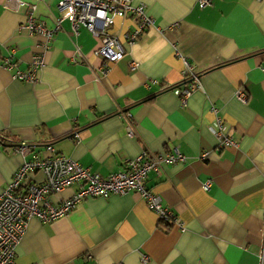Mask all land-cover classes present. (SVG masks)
<instances>
[{
  "label": "crops",
  "instance_id": "obj_1",
  "mask_svg": "<svg viewBox=\"0 0 264 264\" xmlns=\"http://www.w3.org/2000/svg\"><path fill=\"white\" fill-rule=\"evenodd\" d=\"M5 1L0 0V194L25 161L14 153L22 142L34 153L51 145L103 178L146 152L179 149L186 157L147 180L184 231L164 225L138 194L90 198L56 221L32 219L15 264H261L264 0H211L205 7L200 0H134L146 6L155 26L132 41L134 18L115 17L109 33L124 52L116 62L96 54L101 41L90 31L75 34L64 21L34 84L14 78L29 71L43 51V39L22 26L33 7L55 29L59 0H15L26 4L19 12ZM8 58L12 69L4 65ZM183 59L201 74L199 84L185 81ZM192 86L183 105L181 91ZM239 90L246 102L238 99ZM219 120L236 148H221L214 133ZM30 179L44 177L35 173ZM76 191L73 186L51 201L57 205Z\"/></svg>",
  "mask_w": 264,
  "mask_h": 264
},
{
  "label": "built area",
  "instance_id": "obj_2",
  "mask_svg": "<svg viewBox=\"0 0 264 264\" xmlns=\"http://www.w3.org/2000/svg\"><path fill=\"white\" fill-rule=\"evenodd\" d=\"M211 3V0H200L202 7ZM25 6L26 4L15 0L5 1V7L16 12ZM58 9L60 17L56 19V27L49 29L44 21L35 16L34 8L31 7L22 29L43 39L41 45L43 51L34 57L29 71L18 72L14 75L15 79L32 84L38 82V72L45 65V54L64 21L71 23L75 34H78L80 28H85L94 38L99 39L101 46L96 50V54L107 62L120 60L124 53L118 38L109 33L115 17L134 18L136 26L131 36L132 41L155 26V20L146 13V6L134 5V0H59ZM183 60L185 81L199 84L201 74L188 60ZM4 65L7 69H12L14 67L12 58L6 59ZM195 88L196 86H192L181 91L183 105H186ZM237 96L240 101L246 102L244 90H239ZM130 117L128 115L129 120ZM128 132L130 135L134 133L131 124ZM214 133L220 138L222 149L238 146V142L225 133L221 120ZM14 153L22 155L25 161L0 194V264H15L17 248L32 219L42 223L56 221L70 214L84 200L90 198L106 199L112 195L138 194L164 225L177 224L182 231L185 230L177 216L164 205L162 197L147 187L151 173L160 175L164 166L186 162V157L179 149H174L166 155L143 153L137 159L128 161L124 170L107 178L57 154L51 145L42 153H34L30 144L22 142L15 147ZM35 173L42 174L44 180L38 183L31 181L30 177ZM73 186H77V191L71 198L62 200L57 205L52 203L51 197L58 196ZM209 186L210 183L204 188L208 189ZM146 260L147 258H144V261ZM260 260L261 264H264V248Z\"/></svg>",
  "mask_w": 264,
  "mask_h": 264
},
{
  "label": "trees",
  "instance_id": "obj_3",
  "mask_svg": "<svg viewBox=\"0 0 264 264\" xmlns=\"http://www.w3.org/2000/svg\"><path fill=\"white\" fill-rule=\"evenodd\" d=\"M0 142H2V139H1V137H0Z\"/></svg>",
  "mask_w": 264,
  "mask_h": 264
}]
</instances>
